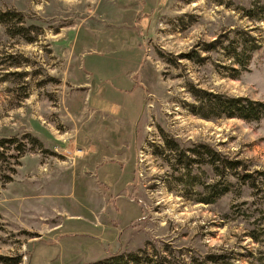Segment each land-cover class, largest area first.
Returning <instances> with one entry per match:
<instances>
[{
	"label": "rangeland",
	"instance_id": "rangeland-1",
	"mask_svg": "<svg viewBox=\"0 0 264 264\" xmlns=\"http://www.w3.org/2000/svg\"><path fill=\"white\" fill-rule=\"evenodd\" d=\"M0 12L6 263L264 264V117L199 100L264 103V0H0Z\"/></svg>",
	"mask_w": 264,
	"mask_h": 264
},
{
	"label": "trees",
	"instance_id": "trees-1",
	"mask_svg": "<svg viewBox=\"0 0 264 264\" xmlns=\"http://www.w3.org/2000/svg\"><path fill=\"white\" fill-rule=\"evenodd\" d=\"M10 13L0 12V25H3L4 18ZM6 15V16H4ZM241 65V61L238 60ZM203 93V92H202ZM206 95L205 93H203ZM209 98L200 97L201 106H204V102L211 104L214 108L219 110V117L239 118L246 121H259L264 117V103L253 101L245 97H230L226 95L210 96ZM201 108V107H200ZM4 257H0V262L6 263ZM105 261V262H104ZM141 257L137 254L131 256H125V254L111 255L109 258L99 261L96 264H141ZM166 260L155 262L152 258L144 264H166ZM213 264H217V261H212ZM8 264V263H6ZM224 264H230L224 261Z\"/></svg>",
	"mask_w": 264,
	"mask_h": 264
}]
</instances>
